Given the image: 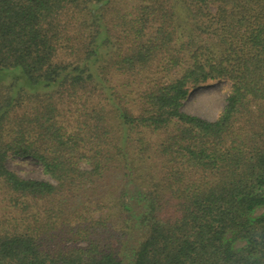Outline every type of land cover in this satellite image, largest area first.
Wrapping results in <instances>:
<instances>
[{
  "label": "trees",
  "instance_id": "16d2710c",
  "mask_svg": "<svg viewBox=\"0 0 264 264\" xmlns=\"http://www.w3.org/2000/svg\"><path fill=\"white\" fill-rule=\"evenodd\" d=\"M13 70L0 264H264V0H0ZM217 81L216 120L182 110Z\"/></svg>",
  "mask_w": 264,
  "mask_h": 264
},
{
  "label": "rangeland",
  "instance_id": "374dc122",
  "mask_svg": "<svg viewBox=\"0 0 264 264\" xmlns=\"http://www.w3.org/2000/svg\"><path fill=\"white\" fill-rule=\"evenodd\" d=\"M17 70L1 72L0 81L10 80ZM230 84L226 81L208 83L192 91L184 102L182 110L190 115L198 116L208 121L217 119L224 109ZM10 170L25 179L47 180L51 178L44 174L42 167L30 157L11 156L7 162Z\"/></svg>",
  "mask_w": 264,
  "mask_h": 264
}]
</instances>
